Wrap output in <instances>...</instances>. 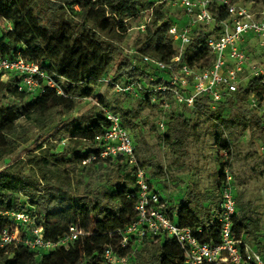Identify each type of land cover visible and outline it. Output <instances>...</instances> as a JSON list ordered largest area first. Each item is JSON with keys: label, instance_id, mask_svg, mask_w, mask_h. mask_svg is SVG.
Instances as JSON below:
<instances>
[{"label": "rangeland", "instance_id": "374dc122", "mask_svg": "<svg viewBox=\"0 0 264 264\" xmlns=\"http://www.w3.org/2000/svg\"><path fill=\"white\" fill-rule=\"evenodd\" d=\"M37 1L36 13L40 14L42 25L50 29H55L63 19L77 24L80 17L87 14L75 6L72 14L76 19H72L68 10L56 14L42 0ZM100 9L92 15L99 14ZM179 11L168 9L177 23L181 21L178 19L181 16ZM143 19L138 17L131 20L125 36H119L109 26L102 25L100 34L103 41L111 46L109 54L112 61L110 67L93 81H68L54 73L47 63L44 67L40 66L46 76H52L62 85L63 94H58L51 86L46 88L53 94H45L46 89L45 93L41 92L48 85L47 78L40 81L41 88L31 92L20 91L22 80L19 76L18 90L7 91L6 85L11 82V76L0 77V116L7 114L3 112L8 108H14L17 112L16 116H9L0 124V174L8 173L34 183L31 191L22 190L17 195L28 205L27 208L20 211L0 205V218L6 222V225H0V264L15 259L18 253L24 254L22 264H61L63 257L60 252L76 249L81 255L89 256L93 253H88V250L95 246L98 249L94 254L100 255L102 264H108L103 259L108 249L113 250L117 258H125V261H116L115 264H146L163 243L155 241L151 252H141L144 241L127 231L138 219L135 211L138 189L135 196L126 193L119 194L123 199L112 198L122 189L127 178L134 177L137 181L140 169L145 172L150 184L165 197L169 210L174 211L175 223H178L175 207L186 199L194 207L208 206L216 189L221 190L226 184L227 175L231 176L232 187L237 198L240 197L238 206L241 213L237 221L243 222L239 230L248 233L246 238L254 243L255 248L258 246L264 256V132L255 121L242 116L236 105L230 104L214 106L206 103L211 106L208 114L200 108L190 110L172 105L164 114L159 107L145 100L142 94L118 92L115 89L114 74L128 56H133L129 52L134 48L135 38L139 34L137 27ZM92 24L90 26H94ZM11 28H15L14 22L0 15V29L7 31ZM248 45L246 52L250 63L264 72V47L259 46L257 41ZM66 87H72L74 94L67 92ZM75 88L88 90L84 95H79ZM35 100L33 106L23 110L18 108ZM249 103L264 120V102L259 104L255 97H251ZM95 113L102 118L100 122L105 119V129L109 126V114L121 118L134 139L137 164H129L130 168L125 172L121 170L125 165L123 157H101L100 153L105 147L96 140L100 132L94 139L97 153H91L77 162L69 155L65 165L54 169L50 166L48 171L43 172L38 162L44 152L63 156L70 150H82L88 144L91 138L83 137L80 132H89L87 120ZM161 122H165L171 139L177 142L175 145L165 142L159 130ZM219 140H226L230 149L220 152L217 147ZM48 194L57 200L48 203ZM121 201L125 202V207L129 203L133 205L132 220L106 219L105 210L117 207ZM82 202L90 203V210L77 212L75 217L79 222L69 226L58 222L54 226L57 230L66 228L64 234L55 239L47 238L46 227L39 222L42 207L48 205L54 212L64 207L68 219L71 218L69 205L79 206ZM96 217L100 220L98 224L94 221ZM104 237L107 240L103 245L96 244Z\"/></svg>", "mask_w": 264, "mask_h": 264}, {"label": "trees", "instance_id": "16d2710c", "mask_svg": "<svg viewBox=\"0 0 264 264\" xmlns=\"http://www.w3.org/2000/svg\"><path fill=\"white\" fill-rule=\"evenodd\" d=\"M234 1L239 2L240 0ZM242 1L252 4L255 7H264V0ZM37 2V0H0L1 17L5 20L13 21L15 25L14 29L11 28L7 31L0 29V54L4 57L13 60L21 56L43 67L45 63H47L54 73L65 77L68 81L78 83L87 80L90 82L99 78L105 70L110 67V62L112 61L109 54L111 46L103 41V37L100 34L101 28H103L102 25L104 26L105 24L109 26V28L119 36H125L130 29L128 23L138 17H147L148 21L145 32H139L138 36L135 38L134 48L131 51H135L142 56H148L167 64H169L177 54L175 45L169 38V29L174 22L173 18L170 16L165 6L161 5L154 7L155 0H42L47 8L53 10L56 14L65 13L66 10H68L72 15V19H76L72 14V12L74 13L75 6L80 7L87 13L80 17L79 23L76 24L72 21H65L63 19L61 24L55 29H50L42 25V18L40 14L36 13ZM99 7L101 8L100 13L93 16L92 14H94ZM215 16L219 20L227 18V14L221 11L217 12ZM90 24L94 26H90ZM209 36L210 33L202 31L199 35L194 37L191 46L186 51L187 60L191 65L203 68H209L212 65L213 58L206 45ZM23 48L26 50H23ZM133 59L134 55L128 56L126 61L119 65L114 74V82L149 81L145 65L140 64L136 70L132 69ZM10 76L11 82L6 85V88L8 89L7 91L11 90L14 92L18 90L19 78L15 74ZM72 89V87H66L65 90L74 94V92H71ZM86 90L88 89H74L79 95H84ZM45 94L53 93L46 88ZM36 97V99H38V96ZM251 97H255L259 104L264 102V78L251 80L246 86L242 87L231 97L226 98L220 104L236 105L242 116L252 118L264 132V120L255 109L251 107L249 103ZM206 103H208L207 100H201L197 102L196 108H200L205 114H208L211 111V106L206 105ZM35 104L36 100L35 102L19 105L18 108L23 110ZM13 109L8 108L7 111L3 112H8V116L7 114L1 115L0 124L8 120L9 116H16V109ZM101 119L100 115L96 113L88 118L87 121H89V125L87 128L89 132H80V134L83 137L89 136L91 139L82 150H70L63 156H54L52 152H44V156H42L38 162L43 172H46V170L48 171L47 168L50 166H53L52 169H54L65 165L69 155L77 162L91 153H97L98 148L96 147L94 139L98 133L104 131L106 124L105 119L104 122H100ZM163 136L165 137V142H168V144L175 145L177 143L171 139V132H166ZM217 147H219L220 152H225L230 149L226 140H219L217 142ZM124 164L121 170H125L126 172L130 167L126 161ZM32 188H34V183L26 178H15L8 173L0 174V205H6L7 208L22 211V209L27 208L28 205L20 200L17 196L18 192L22 190L31 191L30 189ZM136 189L137 185L134 177L131 179L127 178L122 189H120L119 192L117 191L112 198L123 199L120 198L119 194L122 195L126 193L135 196ZM48 191L50 192V190ZM54 191H56V188H54ZM220 192L221 190L217 188L216 194L213 196L208 206L203 205L202 207H194L189 200H184L179 207L174 208L178 217L177 224L180 226H189L193 229L202 228L203 233H197V236L203 241L217 244L219 242V229L216 214L220 202ZM51 200L56 201L57 198L54 199L53 196L49 195L48 203ZM236 200L238 212L235 217V231L238 236L246 238L248 233L244 230H239L243 221H237V217L241 213L240 207L238 206L240 197L237 198L236 196ZM41 203L39 205H44ZM63 203H66V200H63ZM87 210H90V203L82 202L79 206L78 204H74V206L71 204L68 208L71 218L67 219V217H65L67 214L64 211V207L58 208L57 212H54L51 210L50 206L45 205L42 207L41 219H39V222L45 225L47 238L55 239L63 235L66 231V228L57 230L54 226L55 224L57 225L58 222H64L65 226L77 224L79 222L75 217L77 212ZM105 212L107 213L106 219L115 217L117 219H125L126 222H129L132 220L131 217L133 216V205L129 203L128 207H125V202L121 201L120 205L113 209L105 210ZM168 212L171 216L173 215L172 210L170 211L168 209ZM108 214L110 215L109 217ZM94 221L98 224L100 220L96 217ZM5 223L6 222L0 218V225L4 226ZM115 227L117 226L114 222L113 228ZM105 240H107L106 237L100 238L96 244L103 245ZM155 241H161L163 245L157 247L154 251L155 254L151 256L150 260L147 259L146 264H182V251L180 247L175 240L167 236H157L155 239L149 238L145 240L141 252H151L150 248L155 245ZM96 247L97 246L88 250V253H93V255L89 256L81 255L79 250L76 249L68 252L62 251L60 252V255L63 257L60 260L62 261L61 264H102L100 255L94 254L98 249ZM23 255L22 253H18L15 259H8L1 264H22L21 258L24 257Z\"/></svg>", "mask_w": 264, "mask_h": 264}, {"label": "built area", "instance_id": "2783aa9c", "mask_svg": "<svg viewBox=\"0 0 264 264\" xmlns=\"http://www.w3.org/2000/svg\"><path fill=\"white\" fill-rule=\"evenodd\" d=\"M178 9L181 21L169 29V38L177 50L169 64L142 56L135 51L132 69L140 64L146 66L149 81L116 83L118 92L142 94L152 105L166 114L172 105L195 110L197 102L207 100L218 105L231 97L253 79H262L263 70L253 66L246 52L249 42L257 41L264 47V7H255L234 0H155L154 7ZM225 12L227 18L219 20L215 14ZM147 17L137 27L140 33L146 30ZM210 33L207 48L213 58L208 68L191 65L186 51L195 36L200 32ZM15 74L21 78L20 91H34L41 88V80L48 79L46 87L56 89L63 94L61 84L55 78L46 76L38 63L19 56L8 59L0 54V77ZM44 83V82H43ZM56 87V88H55ZM109 126L96 137L105 147L100 153L103 158L120 156L130 165L137 164L136 145L120 117L109 114ZM163 135L167 132L165 122L159 124ZM138 200L135 206L137 221L128 228L141 241L157 236H167L175 240L182 251V264H264V256L255 248L254 243L235 231V217L238 212L232 177L227 175L226 184L220 192L217 209L219 242L212 244L201 240L197 233L202 228L193 229L175 223L174 214L168 212V203L159 191L148 181L145 172L140 169L136 181ZM124 240L127 241V238ZM125 241V242H126ZM39 244V242H37ZM257 246V245H256ZM104 261L115 264L125 261L117 258L113 250L104 252Z\"/></svg>", "mask_w": 264, "mask_h": 264}, {"label": "crops", "instance_id": "0c3cea01", "mask_svg": "<svg viewBox=\"0 0 264 264\" xmlns=\"http://www.w3.org/2000/svg\"><path fill=\"white\" fill-rule=\"evenodd\" d=\"M173 214H174V211H173ZM175 215V214H174Z\"/></svg>", "mask_w": 264, "mask_h": 264}]
</instances>
